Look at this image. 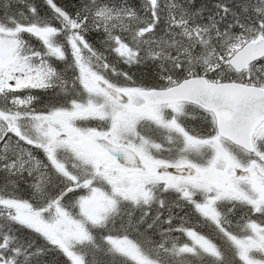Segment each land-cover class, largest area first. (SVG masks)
<instances>
[{"label":"snow or ice","instance_id":"6c2138e0","mask_svg":"<svg viewBox=\"0 0 264 264\" xmlns=\"http://www.w3.org/2000/svg\"><path fill=\"white\" fill-rule=\"evenodd\" d=\"M0 264H264V0H0Z\"/></svg>","mask_w":264,"mask_h":264}]
</instances>
